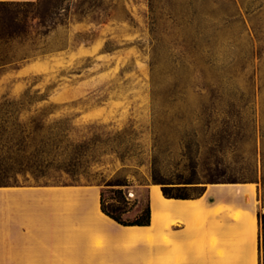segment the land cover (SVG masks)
<instances>
[{
    "label": "rangeland",
    "instance_id": "374dc122",
    "mask_svg": "<svg viewBox=\"0 0 264 264\" xmlns=\"http://www.w3.org/2000/svg\"><path fill=\"white\" fill-rule=\"evenodd\" d=\"M26 91L37 94L20 122L52 151L63 125L70 142H89V164L2 183L95 185L105 199L118 189L124 219L152 185L251 184L264 264V0L0 6V103Z\"/></svg>",
    "mask_w": 264,
    "mask_h": 264
},
{
    "label": "crops",
    "instance_id": "0c3cea01",
    "mask_svg": "<svg viewBox=\"0 0 264 264\" xmlns=\"http://www.w3.org/2000/svg\"><path fill=\"white\" fill-rule=\"evenodd\" d=\"M154 187L149 226L124 227L101 212L99 186H0V264H259L251 184L206 185L193 199Z\"/></svg>",
    "mask_w": 264,
    "mask_h": 264
},
{
    "label": "trees",
    "instance_id": "16d2710c",
    "mask_svg": "<svg viewBox=\"0 0 264 264\" xmlns=\"http://www.w3.org/2000/svg\"><path fill=\"white\" fill-rule=\"evenodd\" d=\"M16 2H0V6L11 5ZM37 93L31 94L26 91L19 100L4 99L0 103V114L7 117L6 123L11 121L9 127H0V147H9L8 152L0 150V186L10 184L2 183L1 180L16 177L19 174L30 173L34 177H45L46 170L75 172L76 169L89 164V142L74 144L68 140L67 129L63 122L58 124V140L55 151H52V140L48 135H41V131H30L27 126L20 122V115L25 102L36 98ZM5 123V122H4ZM160 184V183H159ZM198 183L186 180L179 183H169V186L161 184V193L165 198L193 199L202 193H189ZM111 196L105 199L100 193V210L120 226L124 227H147L150 224L149 199L146 206L133 219H124L127 213L126 197L121 190H110ZM115 202V203H111Z\"/></svg>",
    "mask_w": 264,
    "mask_h": 264
},
{
    "label": "bare ground",
    "instance_id": "6f19581e",
    "mask_svg": "<svg viewBox=\"0 0 264 264\" xmlns=\"http://www.w3.org/2000/svg\"><path fill=\"white\" fill-rule=\"evenodd\" d=\"M253 188V187H252ZM153 189H158V187H154Z\"/></svg>",
    "mask_w": 264,
    "mask_h": 264
}]
</instances>
